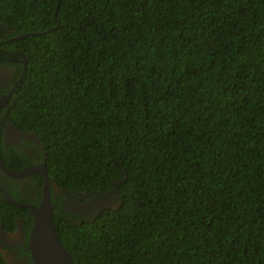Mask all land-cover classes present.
<instances>
[{"label":"trees","instance_id":"16d2710c","mask_svg":"<svg viewBox=\"0 0 264 264\" xmlns=\"http://www.w3.org/2000/svg\"><path fill=\"white\" fill-rule=\"evenodd\" d=\"M0 24L27 34L9 117L100 202L52 200L72 264H264V0H0ZM27 213L0 193L2 228Z\"/></svg>","mask_w":264,"mask_h":264},{"label":"flooded vegetation","instance_id":"af4514ba","mask_svg":"<svg viewBox=\"0 0 264 264\" xmlns=\"http://www.w3.org/2000/svg\"><path fill=\"white\" fill-rule=\"evenodd\" d=\"M0 24V28H1ZM14 30L6 29L4 41H0V46L6 42H13L11 37ZM24 60L20 55L9 58L0 57V161L10 171L19 173L30 166H41L45 163V153L36 136L31 132H25L19 129L9 117V110L14 106L17 94V82L22 79ZM43 177L38 173H30L27 176L15 179L6 175L0 168V193L8 202L6 195L12 200L21 203H28L23 200H32L40 202V195L37 190L42 187L40 179ZM50 180V179H49ZM51 200L60 202L61 210H66L79 215L96 214L99 210L100 202L91 199L88 202H81L79 194L62 193L49 181ZM12 196H15L13 199ZM111 200V201H110ZM107 202H114L111 198ZM33 204V203H29ZM33 204V205H38ZM15 206V205H13ZM18 207V206H17ZM31 217L27 213L25 219L16 218V227L12 231H7L0 225V254L4 264H33L28 251L26 250L29 229L27 223L31 226Z\"/></svg>","mask_w":264,"mask_h":264},{"label":"water","instance_id":"95a60500","mask_svg":"<svg viewBox=\"0 0 264 264\" xmlns=\"http://www.w3.org/2000/svg\"><path fill=\"white\" fill-rule=\"evenodd\" d=\"M27 34L14 37L12 41L23 39ZM25 70V67H24ZM23 70V73H24ZM0 168L11 178H21L30 173H38L43 177L41 187V198L38 205L21 203L12 200L8 195L9 203L28 210L31 217V226L27 238L26 250L28 251L33 264H72L70 254L54 233L51 225V217L54 209V202L51 200L49 177L45 163L41 166H30L19 173L10 171L0 161Z\"/></svg>","mask_w":264,"mask_h":264},{"label":"clouds","instance_id":"9594fccd","mask_svg":"<svg viewBox=\"0 0 264 264\" xmlns=\"http://www.w3.org/2000/svg\"><path fill=\"white\" fill-rule=\"evenodd\" d=\"M25 65H26V63H25V61H24V63H23V66L25 67ZM25 71V70H24ZM24 74V73H23ZM20 80H21V78H20Z\"/></svg>","mask_w":264,"mask_h":264}]
</instances>
